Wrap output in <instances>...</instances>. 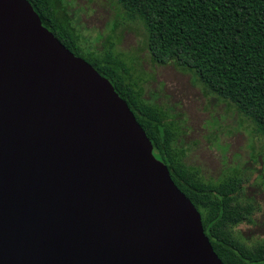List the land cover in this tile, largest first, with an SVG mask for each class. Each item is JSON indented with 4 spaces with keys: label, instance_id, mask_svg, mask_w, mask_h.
<instances>
[{
    "label": "water",
    "instance_id": "95a60500",
    "mask_svg": "<svg viewBox=\"0 0 264 264\" xmlns=\"http://www.w3.org/2000/svg\"><path fill=\"white\" fill-rule=\"evenodd\" d=\"M0 264H225L112 83L0 0Z\"/></svg>",
    "mask_w": 264,
    "mask_h": 264
},
{
    "label": "trees",
    "instance_id": "16d2710c",
    "mask_svg": "<svg viewBox=\"0 0 264 264\" xmlns=\"http://www.w3.org/2000/svg\"><path fill=\"white\" fill-rule=\"evenodd\" d=\"M43 25L76 56L107 78L144 128L154 155L202 216L206 235L225 264H264V242L250 246L234 229L252 222L253 208L238 200L242 181H205L185 161L167 114L143 99L126 61L113 46L103 54L82 49L60 0H28ZM128 19L144 26L154 63L192 72L206 93L234 105L264 138V0H118ZM69 21V25L65 23ZM85 57H83V56Z\"/></svg>",
    "mask_w": 264,
    "mask_h": 264
},
{
    "label": "rangeland",
    "instance_id": "374dc122",
    "mask_svg": "<svg viewBox=\"0 0 264 264\" xmlns=\"http://www.w3.org/2000/svg\"><path fill=\"white\" fill-rule=\"evenodd\" d=\"M60 1L82 49L103 54L113 46L126 61L143 99L162 109L177 129L189 166L207 182L242 181L238 200L253 208L252 222L233 233L250 246L263 243L264 138L255 124L230 102L206 93L192 72L154 63L143 24L128 19L118 0Z\"/></svg>",
    "mask_w": 264,
    "mask_h": 264
}]
</instances>
